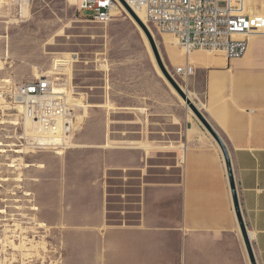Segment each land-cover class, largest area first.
I'll use <instances>...</instances> for the list:
<instances>
[{
	"label": "rangeland",
	"instance_id": "374dc122",
	"mask_svg": "<svg viewBox=\"0 0 264 264\" xmlns=\"http://www.w3.org/2000/svg\"><path fill=\"white\" fill-rule=\"evenodd\" d=\"M0 1V264H107L103 238L107 226L98 230L78 224L82 201L84 210L90 209L93 181L103 174L111 195L109 201L106 196L109 223H124L116 211L138 208L134 194L139 173L132 172L131 178L126 172L105 169L108 161L123 160L124 144L114 138H124L125 107H173L167 85L176 91L159 74L148 36L128 16L102 24L88 21L85 17L91 13H80L70 0H31L25 16L18 17L17 3ZM245 1L264 14L259 10L264 0ZM152 27L167 64L165 49L174 41ZM59 57L75 58L70 70L56 69L54 59ZM51 71L69 74L77 98L83 95L84 101L112 105L85 108L76 101L83 113L68 148L33 141L25 129L28 116L11 97L14 84ZM114 130L118 133L113 137ZM143 165L148 173L156 163ZM125 191H130L127 198L132 201L120 194ZM82 253L89 256H79Z\"/></svg>",
	"mask_w": 264,
	"mask_h": 264
},
{
	"label": "crops",
	"instance_id": "0c3cea01",
	"mask_svg": "<svg viewBox=\"0 0 264 264\" xmlns=\"http://www.w3.org/2000/svg\"><path fill=\"white\" fill-rule=\"evenodd\" d=\"M232 3L244 12L257 10L245 0ZM259 10L264 13V1ZM165 50L169 70L227 147L257 263L264 264V34L251 38L239 58L204 49L187 53L175 42ZM190 64L192 74L177 71ZM167 88L173 107H125L124 138H114L124 144L123 160H110L105 168L131 178L139 173L133 193L138 208L116 211L124 223H109L111 195L102 174L93 181L90 209L82 201L77 223L107 226V264H252L224 150L185 100ZM147 161L156 165L144 173ZM120 194L127 200L131 193Z\"/></svg>",
	"mask_w": 264,
	"mask_h": 264
},
{
	"label": "built area",
	"instance_id": "2783aa9c",
	"mask_svg": "<svg viewBox=\"0 0 264 264\" xmlns=\"http://www.w3.org/2000/svg\"><path fill=\"white\" fill-rule=\"evenodd\" d=\"M18 4L15 16L24 17L31 0H3ZM132 9L146 11L150 22L160 31L172 34L187 52L204 49L228 58L243 57L251 38L264 34V14L237 12L230 0H76L78 11H88V21L106 24ZM56 70V69H55ZM178 72L192 74L194 67L180 66ZM77 93L71 88L69 74L43 73L33 80L14 84L12 100L18 101L29 117L36 120L47 137L68 148L79 127L83 107L71 100Z\"/></svg>",
	"mask_w": 264,
	"mask_h": 264
},
{
	"label": "water",
	"instance_id": "95a60500",
	"mask_svg": "<svg viewBox=\"0 0 264 264\" xmlns=\"http://www.w3.org/2000/svg\"><path fill=\"white\" fill-rule=\"evenodd\" d=\"M126 7L131 14L132 17L135 18V20L140 24V26L143 28L144 32L148 36L151 45L153 47L157 63L163 72L165 78L168 80V82L172 85V87L176 90V92L185 100L186 104L189 106V108L194 112V114L198 117V119L201 121V123L208 129V131L217 139L219 144L224 150L225 156H226V161H227V167H228V173H229V178H230V183H231V188H232V193H233V198H234V204H235V209L236 213L238 216V220L241 226V229L243 231V235L245 238V242L248 248V252L252 261V264H258L257 259L255 256V252L253 249V245L251 243V237L246 225V221L243 215V211L241 208V203L239 199V193H238V187L233 171V166L232 162L229 156V152L227 150V147L224 143V141L221 139L217 131L212 127V125L209 123V121L205 118V116L201 113L199 108L195 105V103L190 99L188 96L187 92L181 87V85L178 83V81L175 79L171 71L169 70L167 64L164 62L163 57L161 56V53L157 47L156 40L147 26L145 22L138 16V14L135 12L134 9H132L129 5L126 4Z\"/></svg>",
	"mask_w": 264,
	"mask_h": 264
},
{
	"label": "bare ground",
	"instance_id": "6f19581e",
	"mask_svg": "<svg viewBox=\"0 0 264 264\" xmlns=\"http://www.w3.org/2000/svg\"><path fill=\"white\" fill-rule=\"evenodd\" d=\"M71 1V3L72 4H76V0H70ZM231 2H232V0H230ZM1 2V1H0ZM30 5V3L26 6V12H28V6ZM134 10H135V12L138 14V16L143 20V22H145L146 24H147V26L149 27V29L151 30V32H152V34H153V36H154V38H155V40H156V35H155V32H154V30H153V27H152V23L150 22V20L148 19V16H147V13H146V11L145 10H143V9H141V8H137V7H134ZM236 11V10H235ZM244 10H237V12H243ZM130 19H131V21L134 23V24H136V26L141 30V32H142V34H144V36H145V32H144V30H143V28L140 26V24L135 20V18L134 17H132L131 15L130 16H128ZM164 34H167L169 37H170V39H171V41H174L175 43H177V40L175 39V37L172 35V34H169V33H166V32H163ZM3 36L2 35H0V39L2 38ZM6 37V36H5ZM73 59H75V58H68V57H65V58H56V59H54L55 60V64L57 65V68L56 69H61V70H70V68H69V66H70V64H71V62H72V60ZM55 64H53V65H55ZM55 65V66H56ZM158 65V63H156V66ZM157 70H158V72H159V74L161 75V76H163L164 74H162L163 72L161 71V69H160V67H159V65H158V67H157ZM39 72H37L36 73V75L37 76H39ZM163 77H165V76H163ZM8 79H6L5 81H7ZM167 80V79H166ZM1 81V80H0ZM170 84V83H169ZM171 85V84H170ZM171 87H172V85H171ZM173 88V87H172ZM174 89V88H173ZM175 90V89H174ZM82 95V94H81ZM84 99V96L82 95L81 97H74V98H71V100H74V101H80L79 102V104H81V105H83L85 108H91V107H109V108H112V105L111 104H109L108 102L106 103V104H96V103H92V102H90L89 100H87V101H84L83 100ZM182 101H184L183 99H182ZM16 108H19L20 110H22L23 111V107L20 105V103H16ZM191 110V109H190ZM28 116V115H27ZM81 120V119H80ZM16 123H18V122H16ZM24 124H25V129H26V131H28L29 133H30V135L31 136H33L32 137V140L33 141H35L36 143H40L41 145H46V144H58L59 143V140H57V139H55V138H50V137H47V135L41 130V128L39 127V124H38V122L36 121V120H34L33 118H31V117H26L25 116V120H24ZM79 126H80V123H79ZM42 134H44V135H42ZM30 139V138H29ZM43 143V144H42ZM78 145V144H77ZM93 145V144H92ZM81 146H86V145H82L81 144ZM103 146V145H102ZM104 146H106V147H109V146H111V144L110 143H106V144H104ZM58 154H63L64 153V151H58L57 152ZM12 165H14V164H12ZM25 165H26V167L27 166H30L31 164H29V163H25ZM34 208L35 209H37V206H34ZM39 208V207H38ZM40 223V225L41 226H44V225H46V223H44V222H39ZM21 247H25V245H23V243L20 245Z\"/></svg>",
	"mask_w": 264,
	"mask_h": 264
}]
</instances>
